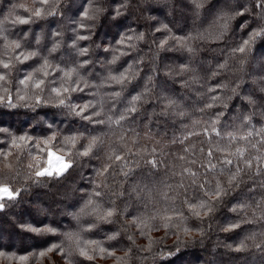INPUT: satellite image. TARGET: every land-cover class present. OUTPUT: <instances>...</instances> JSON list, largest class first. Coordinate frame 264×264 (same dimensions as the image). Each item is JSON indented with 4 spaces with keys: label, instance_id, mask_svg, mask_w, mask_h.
Here are the masks:
<instances>
[{
    "label": "trees",
    "instance_id": "trees-1",
    "mask_svg": "<svg viewBox=\"0 0 264 264\" xmlns=\"http://www.w3.org/2000/svg\"><path fill=\"white\" fill-rule=\"evenodd\" d=\"M76 1L56 0L53 4V0H49V5L45 7L53 11L54 15L36 19L33 23L18 24L13 23L17 16L28 18L31 14L25 9L41 6L38 0H0V58L8 60L21 52L39 53L24 63H17L13 59L11 62L14 66L10 70L0 69V73L6 72L8 77L6 82H0V97H5V100L0 102V128L7 129L6 133H0V151L10 150L13 153L7 161L0 157V182L11 185L13 190H20V196L14 201H6L5 208L0 211V252L11 257H0V264H67V260L58 251L48 252L44 257L32 255L46 250L52 243L61 241L66 251L71 248L72 264H93L78 255L75 245L62 235L65 232L79 233L82 245L86 241H97L106 248L114 246L118 257H123L125 251L132 248L130 256L126 258L127 264H264V235H261L264 233V220L258 218L259 210L256 209V202L264 197V188L260 186L264 175L256 174L254 169L243 174L239 187L230 191L224 202L218 205L211 215L203 218L194 216L184 203L185 200L199 203L203 199V193L197 186L191 185L190 180H184L187 191L180 189V195L175 201L165 202L158 194L168 191L166 185L175 186L180 181V177L174 176L173 172H179L182 167H192L202 178L217 177L224 181L236 166H243L241 161L233 157L234 164L228 166L221 175L224 166L220 164L221 157L217 153L212 160V163L217 164V169L213 173H207L206 155L199 152L200 147H204L205 152L209 147L206 137L193 136L183 145L171 143L173 138L179 140L188 130L183 125L187 124L191 129L192 119L207 121L218 111L223 112L218 125L222 132L253 131L247 145L246 157L256 165L264 166L262 162L255 160L256 157L264 156V144L260 143L264 137L257 134L258 130L264 127V92L260 90L264 87V39L256 41L243 64L240 63L239 53L236 57L229 56L232 48L247 39L248 32L264 23L256 17L259 9L245 13V17L233 18L222 40H193L191 44L196 49L194 55L180 48L173 40H169L165 48L159 47L160 42L170 36L186 37L196 35L197 32L214 31L211 24L219 12L232 14L239 3H247L251 8L254 0H204L200 9L195 7L192 0H80L77 5ZM84 9L90 10L94 19L83 20L87 27L82 29L79 21L82 20L81 13ZM244 24H247V27H242ZM164 25H167V31L163 30ZM158 28L161 31H157ZM138 34H143L144 39L130 41L129 43L135 45L134 48L117 43L121 37ZM77 35L91 38L75 40L77 46L73 47ZM37 39L39 43L36 42ZM11 41H19L22 47L5 48ZM56 44L60 46L55 52L51 51ZM80 48H87L88 55H78ZM120 52L127 54L122 55L116 64H108L112 56L119 55ZM225 59H228L231 70L215 79H207L216 64L224 62ZM45 60L50 65L49 75L43 77L45 85L39 91L41 102L37 103V90L25 88L19 81L39 68ZM84 60L89 61L88 65L78 69V76L74 78L82 77L90 86L83 92L71 93V102L74 104L95 102L101 96L121 91L120 85L103 81L109 71L119 74L129 65L138 70L139 75L124 86L120 101L115 107L122 109L131 95L143 92L145 88L151 89L148 102L141 107L143 114L138 115L134 122L126 124L125 128H135L136 132L140 133L137 149L141 146L149 149L155 147V156L162 163L158 168L152 169L144 163V159H149L150 156L145 155L144 159H140L129 155L128 162L133 171L128 177L119 174L118 165L115 167L114 174L108 177L106 183L112 191H124L125 195L116 199L110 190L101 189L106 194L98 198L102 209L112 207L111 201L115 200L118 214L113 218L112 224L102 223L94 215L81 216L77 222L72 214L79 211L87 199V194L98 182L96 169L101 167L109 145L118 147L114 144L115 137L105 136L104 151H100L96 158H80L67 178L59 182L44 181L39 184L27 179L28 153L37 151L35 144L28 142L22 150L11 146L13 137L27 135L33 141H38L55 134L54 147L62 149L65 147V136L82 133L88 137L108 132L105 126L89 124L73 115L67 108L56 106L58 101L50 91L61 84L64 71L77 67ZM186 63L191 64L202 78L199 84L187 88L182 85L185 80L191 79V73H186L183 77L176 75L174 78L168 75L169 72L178 71V66ZM148 76L153 78L151 82L148 81ZM217 81L228 85L227 89L216 93L225 98L228 107L218 106L203 113L193 112L194 108L202 107L208 100L207 96L201 99L199 94L205 92L208 86L215 85ZM237 85L239 97L230 91ZM161 93L178 100L182 107L191 113V118L154 115L159 113L162 107L160 100L155 98ZM20 96L25 98L21 100ZM229 96L232 98L227 99ZM248 96L256 101L254 105H249L247 100L243 99ZM248 115H251V122L241 127L240 117ZM203 126H197L195 130L200 131ZM146 132H150L154 139H144ZM131 135L129 131V136ZM217 141L221 146L227 143L226 140L213 135L212 143ZM86 143V140L80 141V144ZM191 144L196 145L194 154L184 153L183 148ZM252 144L256 147L253 148ZM236 146L233 145V150ZM17 152L20 153L19 161L15 155ZM180 155L187 156L188 160H178ZM192 159L197 160V164H189L188 161ZM6 164H11V169L6 167ZM145 185L152 189L153 200V203H148L147 208L146 201L138 200L132 192L133 188H143ZM169 195L175 196L176 193L170 191ZM238 203L251 205L246 216H238L229 211L230 207ZM166 207L170 209L169 214H173L171 209L174 208V214L178 218L173 220V226L169 229L159 227L158 230L151 231V240L158 243L152 244L151 251L141 250L148 247L149 238L141 236L135 227L129 228L128 232L123 231L130 221L128 214H151L156 209ZM242 219L253 222L241 223V227L232 232L222 230L228 223ZM93 222L97 223L98 227L92 231L84 230ZM156 223L159 225L160 222ZM29 226L52 227L56 228L58 233L55 236L47 232L37 234L28 231ZM186 227L191 230L190 234H185ZM117 231L121 232V237L117 241L108 240V236ZM129 233L134 234L135 245L127 239ZM241 243L246 247L242 251H235ZM160 253L171 255L162 258ZM19 256H28L29 259L21 262L17 259ZM94 264H117V261L112 257H97Z\"/></svg>",
    "mask_w": 264,
    "mask_h": 264
},
{
    "label": "snow or ice",
    "instance_id": "snow-or-ice-1",
    "mask_svg": "<svg viewBox=\"0 0 264 264\" xmlns=\"http://www.w3.org/2000/svg\"><path fill=\"white\" fill-rule=\"evenodd\" d=\"M41 5L35 9H25V11L30 12L28 18H21L19 16L13 21V23L18 24H29L35 22L36 19H43L45 16L54 15L55 13L45 6L49 5V0H38ZM193 4L197 9L203 7L204 0H192ZM56 3V0H53V4ZM24 7V5H19ZM253 9H259V12L256 13V17L259 21L264 22V0H254L252 7L250 8L247 3H239L237 8L233 10L232 14L221 11L219 12L215 19L212 21L211 28L214 31H205L197 32L196 35H188L186 37H176L170 36L167 39H164L160 42L159 47L165 48L168 45L169 40L175 41L176 45L180 48L186 50L190 54H195L196 49L192 47L191 42L193 40H202L207 41L211 40H222L225 38V34L229 29V22L236 16L245 17V13L252 11ZM119 10H117V15H119ZM82 20L79 21L80 28H86L87 25L83 23V20H92L94 19V14H90V10L84 9L81 13ZM242 27H247V24H244ZM163 30L167 31V25L163 26ZM161 31V29H157ZM59 35V33H57ZM90 36L77 35L73 42V47H76L75 40H88ZM6 39V38H5ZM133 39L143 40V34H138L136 36H125L121 37L117 41L119 45H126L127 47L134 48L135 45L129 43ZM258 39H264V23H261L260 26L252 29L247 33V39H243L236 47L231 49L229 53L230 57H236V54H240V63L243 64L244 60L247 58L248 54L252 51L253 46L255 45ZM39 43V40L36 41ZM59 44L54 45L51 51L55 52L59 47ZM22 44L19 41H11L5 45V48L20 49ZM108 51V49H105ZM118 51V50H117ZM89 50L87 48H80L78 55L87 56ZM125 52H120L119 55H113L112 58L108 61V64L114 65L118 62L122 55H126ZM37 51H29L27 53L21 52L15 57H10L8 60L0 58V69L10 70L14 65L11 62L13 59L17 63H24L29 59L38 56ZM89 61L84 60L77 67H74L68 71L63 72V80L58 87H53L50 89L51 93L54 94L56 100L58 101V107L67 108L73 115L80 117L82 120L87 121L89 124L93 125H103L108 129V132H103L101 135H90L85 137L82 133H77L74 135L65 136L63 143L65 145L62 149H57L54 147V142L56 140V135L53 134L43 140L33 141L31 137L27 135H21L18 137H13L11 139V146L16 149H23L28 142L35 144L37 151L35 153H28V163L27 167V179L32 180L34 183H41L44 181H57L59 182L62 179L67 178L72 170L78 164L80 158H96L97 154L100 151H104L105 146V136L115 137L114 144L118 145L112 146L109 145L107 151L103 158L101 167L96 169L97 181L94 185V188L91 192L87 194V199L85 200L83 206L79 209L78 212L73 213V219L79 222L81 216H95L96 219L102 223L112 224L114 222L113 218L117 216L118 209L115 206V200H112V207L107 209H102L101 204L99 203L98 198H102L106 193L101 191V189H108L111 191V195L116 199H120L125 195L124 191H112L110 186L106 183L108 177L114 174V169L118 165L120 168L119 174L128 177L132 174L133 168L128 162L129 155L140 157L144 159V156H150L149 159H144V163L150 166L152 169H156L160 166L162 161L156 158V148L153 147L149 149L148 147L141 146L137 149L139 144L140 133L136 132L135 128L126 129L125 125L129 122H134L138 115H142L141 107L143 104L148 102V96L151 92V89L145 88L143 92H140L136 95H131L130 99L127 100L125 106L122 109H117L115 107L116 103L120 101L122 91L124 86L129 84L134 80L138 75L139 71L134 70L132 65H129L127 69L119 74H113L111 71L108 72L107 76L104 78L103 83L112 82L116 85L121 86V91H113L111 94L106 96H101L100 99L95 102L89 101L83 104H74L71 102V93L73 92H83L85 88L89 87L88 81L84 80L82 77L75 79L74 77L78 76V69L85 68L88 65ZM50 65L47 60L35 71L30 72L26 77L19 81L21 85L25 88H34L37 90L35 93V99L37 103H40L39 91L42 90V87L45 85V80L43 77L49 75ZM228 59H225L222 63H217L215 68L210 72V75L207 79H215L220 76L222 73L230 71ZM186 73H191V79L185 80L183 82V87H191L193 84H199L201 82V77L196 72V69L191 66V64H181L178 66V71L169 72L168 75L174 78L176 75L183 77ZM8 79L6 72L0 73V82H6ZM148 81H152V77H147ZM102 86V85H100ZM98 86V87H100ZM203 87V85H201ZM228 85L226 83H217L213 86H208L205 92L200 93V98L203 99L204 96L208 97L207 102L203 104L202 107L194 108L193 112H206L218 106H223L227 108L228 105L225 101V98L216 95V93L221 89H227ZM239 85L230 89L231 93L234 96L239 97L238 92ZM264 92V87L260 89ZM7 91V89H5ZM211 94V95H209ZM96 95V94H94ZM25 97L20 96L19 99L23 100ZM156 99L160 100L162 105L159 113H154V115L160 116H169L174 115L180 119L185 117L191 118V113L186 110L185 107H182L180 102L174 99L171 96L164 95L163 93L159 94ZM229 96L227 99H231ZM247 100L249 105H254L256 101L251 97H243ZM5 97H0V102H3ZM107 106V111L105 107ZM223 116V112H216L214 116L205 121L201 119H192L191 120V129L189 125L185 124L183 127L188 129L185 134L177 140L173 138L171 143H180L185 144V141H189L193 136L203 135L207 139L209 147L205 152L204 147L199 148V152L206 155V172L213 173L217 169V164L212 163L213 158L216 157V154H220V164L224 166L221 169V175H223L224 170L228 166L234 164L233 157L238 161L242 162L241 166H236L234 171H230V174L227 176L226 180L221 181L217 177L208 179L207 177L202 178L198 171H194L192 167H182L179 172H173L174 176H179L180 181L175 185H166L168 191H162L158 193L161 198L167 201H175V199L180 195V189L187 191L184 180L188 179L191 182V185H195L203 193V199L199 203H191L187 200L184 203L187 205L189 211L196 216L197 218H203L211 215L218 205L224 202L225 197H227L233 189L239 187L242 183V175L246 174L249 170H255L256 174L264 175V166H258L254 163L253 160L246 157L248 151V143H250L249 138L253 136V131H247L246 133H239L235 131L222 132L218 125L220 124V118ZM242 124L241 127L249 124L251 122V115L240 117ZM204 125L200 131H196L197 126ZM129 131L132 133L129 136ZM7 129L0 128V133H6ZM258 135L264 137V127H261L258 130ZM219 137L221 140H226V145L221 146L219 141L215 144L212 143V136ZM144 139L153 140L154 137L150 132H146ZM81 140H86V144H80ZM244 142V144H240ZM159 143V141H156ZM203 144L204 141H201ZM261 144H264V139H261ZM80 145L78 148L77 146ZM233 145H237L233 150ZM253 148L256 147L255 144L251 145ZM135 149V150H134ZM75 150V151H74ZM196 150V145L191 144L183 148L184 153L194 154ZM13 153L9 151H0V157H3L5 161L8 160ZM17 160L19 161L20 153H15ZM178 160L184 161L188 160V157L185 155H180L177 157ZM256 161L262 162L264 165V156H259L255 158ZM189 164H197V160L192 159L188 161ZM6 167L11 169V164H6ZM137 167L139 166V160L137 161ZM213 180L215 183L213 184ZM260 186L264 188V181H261ZM121 187L123 185L121 184ZM175 192V196H170L169 192ZM132 192L136 194L138 200L146 201L145 207L147 208L148 203H153L152 200V189L145 185L143 188H133ZM20 196V190H13L11 185L7 183L0 182V211H3L5 208L6 201H14ZM251 205L247 203H238L234 207H230L229 211L236 213L238 216L244 214L246 216L247 210ZM256 209L259 210V219L264 220V197L260 201L256 202ZM173 214L170 213L168 207L163 209H156L155 212L151 214H141L133 215L129 213L130 221L124 226L123 231L128 232L129 228L135 227L141 236H147L149 238V245L143 251H151V246L153 243H158V241H152L149 233L153 230H158L159 227L169 229L173 226V220L178 218L174 213L175 209H171ZM121 215L123 213H120ZM253 216H256V212H253ZM182 218V217H179ZM156 221H159L157 225ZM253 220L242 219L238 222L228 223L222 228L225 232H232L241 227V223H252ZM98 227V224L93 222L90 223L86 231H92V229ZM28 231L35 232L37 234L47 232L52 235H57L58 230L52 227H32L27 228ZM185 234H190L191 230L189 228H184ZM167 235V232L165 233ZM201 234H203L201 232ZM65 239L75 245V249L80 257H83L84 260L93 262L97 257L103 259L106 257L115 258L117 264H127L126 258L130 256L132 248H128L125 251L123 257L116 256V252L113 247H104L100 242L97 241H86L82 242L79 239V233L77 232H65L62 234ZM261 235H264L262 233ZM121 237V232H114L112 235L108 236V240L117 241ZM254 238V237H252ZM127 239L135 245L134 234L129 233ZM264 243V241H262ZM61 243H52L46 250L39 253H33V256L44 257L48 252L58 251L59 254L67 260V264H72L71 256L72 251L69 248L67 251L62 246ZM246 247L245 244L241 243L235 251H242ZM163 258L165 255H171V253H160ZM0 257H7L5 253L0 252ZM21 262H25L29 259L28 256H19L17 258Z\"/></svg>",
    "mask_w": 264,
    "mask_h": 264
},
{
    "label": "rangeland",
    "instance_id": "rangeland-1",
    "mask_svg": "<svg viewBox=\"0 0 264 264\" xmlns=\"http://www.w3.org/2000/svg\"><path fill=\"white\" fill-rule=\"evenodd\" d=\"M79 2H80V0H77L75 4L77 5V4H79ZM99 74H101V72H99ZM99 74H98V75H99ZM186 262H189V261H186ZM38 264H40V263H38ZM185 264H186V263H185Z\"/></svg>",
    "mask_w": 264,
    "mask_h": 264
}]
</instances>
